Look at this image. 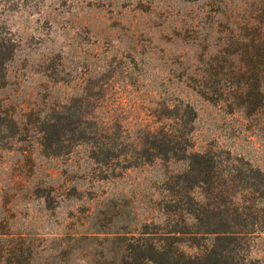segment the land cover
Returning a JSON list of instances; mask_svg holds the SVG:
<instances>
[{"label": "rangeland", "instance_id": "obj_1", "mask_svg": "<svg viewBox=\"0 0 264 264\" xmlns=\"http://www.w3.org/2000/svg\"><path fill=\"white\" fill-rule=\"evenodd\" d=\"M255 27L264 0H0V264H264Z\"/></svg>", "mask_w": 264, "mask_h": 264}, {"label": "trees", "instance_id": "obj_2", "mask_svg": "<svg viewBox=\"0 0 264 264\" xmlns=\"http://www.w3.org/2000/svg\"><path fill=\"white\" fill-rule=\"evenodd\" d=\"M252 62V70H260L259 73H252V86L258 91L261 92V89L264 88V28L263 27H255V36L252 35V58L250 60ZM4 61L0 60V64L2 65ZM2 78L4 79V73ZM262 103V101H260ZM201 219V218H200ZM160 249L164 247L163 244H159ZM184 256V251L181 253ZM187 262H197L200 264H206L202 261L201 257L191 258V256L185 257ZM197 260V261H196ZM180 259L176 258L172 261V258L169 259L165 255L160 256L158 258L159 264H173L179 263Z\"/></svg>", "mask_w": 264, "mask_h": 264}]
</instances>
